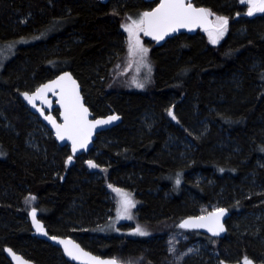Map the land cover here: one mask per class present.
Returning <instances> with one entry per match:
<instances>
[{
    "label": "trees",
    "instance_id": "obj_1",
    "mask_svg": "<svg viewBox=\"0 0 264 264\" xmlns=\"http://www.w3.org/2000/svg\"><path fill=\"white\" fill-rule=\"evenodd\" d=\"M158 2L0 0V49L9 50L6 58L0 54V112L5 116L0 117V264H11L7 247L35 264H72L59 248L33 236L32 201L51 235L71 237L100 256L145 255L151 264H162L168 255L158 238L182 230L211 250L184 264L245 258L264 264V217H257L264 210V13L246 15L249 5L240 0H193L228 18L222 42L211 45L201 31L182 33L160 46L148 42L154 64L150 91L110 88L126 56L125 46L120 47L123 21ZM64 71L79 81L95 118L122 116L119 126L100 134L95 148L78 157L54 138L45 141L46 152L27 143L31 125L21 95ZM169 110L175 119L167 117ZM147 113L157 118L150 131L140 122ZM202 120L206 133L193 134ZM185 135L195 146L179 162L166 146L172 136ZM98 150L102 153L95 155ZM69 157L76 163L67 168ZM84 158L105 167L109 183L135 191L142 203L137 219L150 237L98 232L115 205L106 180L95 178ZM216 199L232 214L224 238L179 227Z\"/></svg>",
    "mask_w": 264,
    "mask_h": 264
},
{
    "label": "snow or ice",
    "instance_id": "obj_2",
    "mask_svg": "<svg viewBox=\"0 0 264 264\" xmlns=\"http://www.w3.org/2000/svg\"><path fill=\"white\" fill-rule=\"evenodd\" d=\"M240 2L249 5L246 11V15L248 16H252L256 12L264 13V0H240ZM212 15L214 14L207 9L193 6L191 0H187V2L186 0H161L159 7L154 11L144 12L138 19H133L130 25L124 26L125 31L129 33V54L131 56L138 55L141 62H144L148 49L143 46L139 38V33L141 32L146 36H152L153 39L160 41L164 39L166 35L176 32L181 28L192 30L196 27H201L208 32L211 37V42L215 44L227 30L228 18L217 16L213 24V22L209 20V16ZM137 87L142 88L143 84H137ZM57 89H59V103L64 110L63 113H61L64 122L57 123L51 115H47L44 118L56 129V136L58 139L61 141L67 139L72 142L73 152L78 148L87 147L92 132L97 126L110 124L119 119L118 116L113 115L104 120L96 119L90 121L88 119V109L82 103L79 86L70 73H65L59 76L58 79L42 85L32 95L28 93H24L23 95L29 103H32L33 107H36L34 103L36 100L46 102L49 107H51V101L47 100V93L51 92L53 95H56ZM38 110L41 111V115L44 114L43 110ZM169 115H172L173 119H175L171 110H169ZM71 159L72 157L68 158L69 163ZM89 166L93 168L98 167L91 161H89ZM176 183L179 184L180 180L177 179ZM109 187L112 186L109 185ZM113 191L121 197L120 207L117 210L118 216L120 218L132 219L130 209L134 208L136 205L130 198L131 194L119 188H113ZM29 200H35V197H30ZM29 200H26V203H28ZM224 214V209H217L209 213L207 217L200 216L185 220L179 227L207 228L213 235H219L225 230L224 226L220 223V218ZM31 216L37 231L47 235V233L44 232L43 226L36 219L37 211L35 208L32 209ZM136 234L142 236L148 235L140 226H137ZM50 239L56 238L50 237ZM58 242L64 245L65 253L73 260H83L84 264H115L114 261H102L98 257L92 256L71 240H59ZM8 251L13 255L15 260L21 261V257L16 256L11 249H8ZM172 251H175V249L173 248ZM244 264H251V261L245 258Z\"/></svg>",
    "mask_w": 264,
    "mask_h": 264
},
{
    "label": "rangeland",
    "instance_id": "obj_3",
    "mask_svg": "<svg viewBox=\"0 0 264 264\" xmlns=\"http://www.w3.org/2000/svg\"><path fill=\"white\" fill-rule=\"evenodd\" d=\"M255 14L256 13H254L252 16H254ZM217 16L218 15L216 14L210 16L213 24L215 23V19ZM139 17L131 18V19L128 18L123 21V37L120 43L121 45L120 47L125 46L126 56L123 59L122 66L118 67V70L115 72V75L112 77L111 87H110L117 91L133 90V91L148 92L153 86L154 64L150 57V46L146 44L148 42L152 43L153 41H149L145 37L143 32L139 33V38L143 46L148 49L147 55L143 63L141 62L140 57L138 55L131 56L129 54V45H128L129 33L125 31L124 26L130 25L133 19H138ZM228 31H229V26L227 25V30L225 31L224 35L221 38H219L218 42L215 44L211 42V37L209 36L208 32H205V36L207 38V41H209L211 45L217 46L226 37ZM0 54L2 55L3 58H6V56L9 55V50L7 48L5 49V47L4 49L1 48ZM137 84H143V87L142 88L137 87ZM23 105L25 107L23 108L26 112V115L31 125L30 126L31 131L29 133L27 143L30 148L36 150L37 152L38 151L46 152L47 148L45 141L53 139L54 134L43 124V122L39 119L38 116L30 112L29 108L26 107L24 103ZM0 117H3V119H5V116L1 112H0ZM167 117H169L170 120H172L173 118V116L169 115V113L167 114ZM140 122L145 129L147 128L150 131L157 125V118L154 114L147 113L140 119ZM202 126H205V128L203 129ZM7 127L10 128L9 121L7 122ZM206 128H207L206 123L204 120H202L201 122L196 123V125L194 126L193 134L194 133L197 134L201 130H204L205 132L203 133L205 134L207 131ZM194 146H195L194 142L187 135L183 137L172 136L170 138L169 145L166 146V150L169 151V153L171 154L173 153L175 155H179L178 156L179 162L181 161L185 162L188 155H190L191 150L194 148ZM101 153L102 151L98 150L96 151L95 155H100ZM91 156H93V154ZM82 161L85 163L86 168H88V170L91 173H93L95 178H103L106 180V188L109 193L110 200L115 205L107 219L108 224L104 225L102 229L98 230V232L103 235L112 234L120 237H126V238L128 237L134 239L150 237L151 235L149 231L146 229L145 226L143 227L140 224L141 222H139L137 219L142 203L141 200H139V198L136 196L135 191L122 187H117L109 183L107 181V177H108L107 169L97 164V162L94 161L93 158L92 159L84 158L82 159ZM89 161L95 163L98 167L95 168L90 167ZM75 163L76 161L73 158L71 159L70 163L68 162L67 159L66 167L70 168ZM109 185H111L112 187H109ZM113 188H119L122 189L124 192L131 194L130 198L135 202L136 205L134 208L130 209V215L132 216V219L120 218L118 216L117 210L120 207L121 197L116 192L113 191ZM262 191H264V188L260 189V192ZM219 201L220 199H216L215 201L210 202L209 204L200 206L199 208L200 215H204L211 211L221 209L222 206L219 204L220 203ZM35 203H36L35 201H32L29 204L28 212L34 207ZM257 217H264V210L261 213H258ZM76 225L78 224L74 225L75 227H77L78 230L84 229L82 226L79 225L76 226ZM137 226H140L143 230H145L148 233V235L142 236L136 234ZM96 239H97L96 236H92L90 238V240H96ZM158 239L162 240L163 250L168 255V258L162 264H184V262L190 259L197 257L202 258L204 255L211 253V250L207 248L206 242L199 240L194 241L192 240L191 236H189L182 230L171 231L163 238L159 237ZM173 248L175 249V251H172ZM115 257L124 264H151L145 255H128L125 259L120 258V256L118 255H115Z\"/></svg>",
    "mask_w": 264,
    "mask_h": 264
},
{
    "label": "water",
    "instance_id": "obj_4",
    "mask_svg": "<svg viewBox=\"0 0 264 264\" xmlns=\"http://www.w3.org/2000/svg\"><path fill=\"white\" fill-rule=\"evenodd\" d=\"M110 0H100L101 3L105 4V3H108ZM146 2H152L154 0H144ZM161 0H159L158 4L152 9V10H149L147 12H152L154 11L157 7H159V4H160ZM187 2V0H186ZM191 3L193 4V6L197 7L194 3H193V0H191ZM197 8H203V7H197ZM205 9V8H204ZM209 20H211L210 16H209ZM206 32L203 28L201 27H196L192 30H188L187 28H181L179 29L178 31L176 32H173V33H170L168 35H166L164 37V39L160 40V41H157L155 39H153L152 36H146L145 37L149 40V41H154L156 42V44L158 46L162 45L163 43H165L168 39L170 38H173L175 36H178L182 33H186V34H196L197 32ZM65 73H70L72 78L76 81V83L78 84L79 86V92H80V96L82 97V103L84 104V106L88 109V112H89V115H88V119L91 121V120H96V119H101V120H104V119H107L109 116H118L119 119L118 120H115L113 122H111L110 124H105V125H99L97 126L93 132H92V135H91V138H90V141L89 143L87 144V147L86 148H78L75 152H73V148H72V142L70 140H63L61 141L60 139L57 138L56 136V129L53 127V125L48 121L46 120L44 117L47 116V115H51L57 123H63V116L61 115V113H63V108L60 106V103H59V89L56 90V95H53L51 92H48L47 93V100H50L51 101V107H49V105L46 103V102H43L41 100H36L34 103L36 104V107H33L32 103H29L28 100L25 99L24 97V93L21 95V99H22V102L25 104L26 107L29 108L30 112L36 116L39 117V119L43 122V124L54 134V139L57 143L58 146H60L61 148L63 147H67L69 150H70V153L73 157H78L82 154H88L90 153L94 148H95V144H96V141H97V138L100 134L106 132V131H109L117 126H119L121 123H122V116H120L119 114L117 113H109L107 114L106 116H103V117H97L95 118L89 108V106L86 104L85 102V98L83 96V93H82V87L79 83V81L73 76V74L70 72V71H64V72H61L59 73L57 76H55L53 79L41 84L39 87H37L33 92H25V93H28L29 95H32L33 93L36 92V90L38 88H40L42 85L44 84H47V83H50L51 81L53 80H56L59 78V76L61 75H64ZM38 109H41L43 110V115H41V111H39ZM55 110H58V115L56 116L55 115ZM33 209V208H32ZM32 209L29 211V221H30V224H31V227H32V231H33V236L36 237L37 239H40V240H44L50 244H52L53 246L59 248L62 252V255L63 257L69 261L70 263L72 264H84L83 260H73L71 259L64 251V245L60 244L58 241L59 240H71L73 241L75 244H78L80 246L81 249H83L85 252L87 253H90L92 256H95V257H98L100 260L102 261H114L115 264H124L123 262L119 261L118 259H116V257L114 256H100V255H97L91 251H88L86 250L85 248H83L76 240H74L73 238L71 237H64V236H56V235H51L47 228L45 227L44 223L39 219V211L37 208L36 211H37V216H36V219L40 222V224L43 226V229H44V232L47 233V235L37 231V228L33 222V219H32V216H31V212H32ZM221 209H224L225 210V214L220 218V223L224 226V231L221 232L219 235H213L211 232L208 231L207 228H183V229H187V230H195V231H199L207 236H210V237H213V238H224L226 235H227V232H228V228H227V220L231 217V212L226 209V208H221ZM213 212V211H211ZM209 212V213H211ZM204 214V215H195V216H188L186 218H184L180 224L185 221V220H188L190 218H197V217H200V216H205L207 217L208 214ZM50 237H55L56 239H50ZM8 249H11L13 253L16 254V256H19L21 257V261H17L13 258V255H11L8 251ZM4 254L5 256L7 257V259L9 260V262L11 264H35L33 261H30L28 259H26L23 255H21L20 253L14 251L12 248L10 247H7L5 250H4ZM248 261H251V264H260V263H257L251 259H247ZM245 261V260H244ZM244 261L242 262H229V261H222L220 264H244Z\"/></svg>",
    "mask_w": 264,
    "mask_h": 264
},
{
    "label": "bare ground",
    "instance_id": "obj_5",
    "mask_svg": "<svg viewBox=\"0 0 264 264\" xmlns=\"http://www.w3.org/2000/svg\"><path fill=\"white\" fill-rule=\"evenodd\" d=\"M154 42V41H153Z\"/></svg>",
    "mask_w": 264,
    "mask_h": 264
}]
</instances>
